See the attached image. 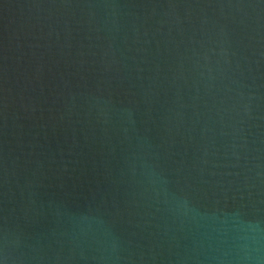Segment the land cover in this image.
Segmentation results:
<instances>
[{
  "label": "water",
  "instance_id": "water-1",
  "mask_svg": "<svg viewBox=\"0 0 264 264\" xmlns=\"http://www.w3.org/2000/svg\"><path fill=\"white\" fill-rule=\"evenodd\" d=\"M0 264H264V0H0Z\"/></svg>",
  "mask_w": 264,
  "mask_h": 264
}]
</instances>
